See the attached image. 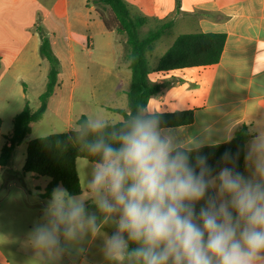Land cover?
Returning a JSON list of instances; mask_svg holds the SVG:
<instances>
[{
    "label": "clouds",
    "instance_id": "1",
    "mask_svg": "<svg viewBox=\"0 0 264 264\" xmlns=\"http://www.w3.org/2000/svg\"><path fill=\"white\" fill-rule=\"evenodd\" d=\"M77 129L80 151L96 158L88 180L96 212L55 187L31 233L37 248L83 251L76 246L111 225L110 264H264V133L246 146L245 175L239 151L213 167L201 153L208 136L186 142L147 106L119 126L96 116Z\"/></svg>",
    "mask_w": 264,
    "mask_h": 264
},
{
    "label": "crops",
    "instance_id": "2",
    "mask_svg": "<svg viewBox=\"0 0 264 264\" xmlns=\"http://www.w3.org/2000/svg\"><path fill=\"white\" fill-rule=\"evenodd\" d=\"M96 1L0 0V86L8 78L6 87L26 99L29 107V99L39 100L45 92L49 63L40 55L37 27L42 25L60 62L59 86L44 116L52 112L65 120L66 132L77 129L82 116L113 115L119 123L123 116L116 110H129V62L123 57L117 33L108 30L102 20ZM170 3L167 7L173 8V1ZM193 9L199 13L189 33L227 36L221 60L213 66L152 74V82L162 85V90L151 98L147 109L157 113L193 111L192 124L168 129L186 142L193 135L208 136L204 147L228 142L244 124L252 135L247 146L264 133V0H198ZM180 19L181 14L176 20ZM96 39L104 49L103 58L94 56ZM114 42L121 50L119 64L111 62ZM75 96L88 106L74 115ZM111 101V105L104 104ZM242 173L250 174L245 158ZM24 239L33 243L29 237ZM11 242L8 238L7 244ZM47 258L34 250L21 254L0 245V264H50ZM57 261L52 258L51 264H59Z\"/></svg>",
    "mask_w": 264,
    "mask_h": 264
},
{
    "label": "trees",
    "instance_id": "3",
    "mask_svg": "<svg viewBox=\"0 0 264 264\" xmlns=\"http://www.w3.org/2000/svg\"><path fill=\"white\" fill-rule=\"evenodd\" d=\"M96 4L110 14V18L107 19L102 12H99L107 29L125 36L128 47L126 60L129 62L131 72V85L127 93L129 110L128 112L116 110L123 116V120L116 123L117 126L124 122L127 114L136 115L138 106H148L151 98L161 92L162 85L152 82V74L213 66L221 60L227 36L221 33L200 32L179 35L157 62L152 63L150 58L155 51L156 43L174 27L175 22L173 20L163 22L141 14L133 15L124 0H97ZM152 23L155 26H152ZM37 30L41 37L40 55L49 63L47 87L40 97L41 106L36 112H32L26 105L15 117L13 133L8 137L7 144L0 154L1 167L10 163L15 148L31 134L32 124L42 120L49 99L59 86L60 62L53 53L49 33L42 25H39ZM158 115L163 128L187 126L194 122V113L191 110L158 113ZM86 119H88L86 116L80 117L77 126ZM2 126L3 120L0 117V136ZM77 130L37 138L28 144L23 171L51 179L47 187L48 197L59 185L74 196L82 194L77 160L86 159L93 164L96 158L80 151ZM251 137L249 128L243 124L234 131L228 142L203 147L201 153L208 155L209 164L216 167L226 150L233 153L239 151L238 170L242 172L245 146ZM192 155L194 157L196 153Z\"/></svg>",
    "mask_w": 264,
    "mask_h": 264
},
{
    "label": "rangeland",
    "instance_id": "4",
    "mask_svg": "<svg viewBox=\"0 0 264 264\" xmlns=\"http://www.w3.org/2000/svg\"><path fill=\"white\" fill-rule=\"evenodd\" d=\"M133 15L141 14L149 18L159 19L163 22L171 21L177 24L165 34L157 43L155 51L150 58L152 63L157 60L171 47L175 38L181 34L189 33L197 24L198 10L193 9V5L198 0H124ZM173 1V8H168L167 4ZM170 3V4H171ZM172 5V4H171ZM98 12H102L105 17L110 18L109 12L103 7L97 5ZM181 14L182 19L176 20ZM185 23V24H183ZM152 26L155 24L152 23ZM118 35L119 41L122 43V53L126 60L128 47L126 37ZM101 41L96 39L95 57L103 58L105 56L104 49L100 45ZM120 51L117 43L114 42L111 62L119 64ZM10 81L8 78L4 80L0 86V117L3 120V126L0 136V154L2 148L8 141V137L13 133L14 119L20 114L28 101L19 96H15V91L9 90L6 83ZM30 109L36 112L41 101L29 99ZM66 104L69 97L66 96ZM74 115L79 113L84 106H88L87 102L78 101L77 96L73 101ZM110 103H104L111 105ZM110 123H117L119 118L115 116H101ZM116 119H115V118ZM31 134L17 146L13 152L12 159L7 166H0V243L2 246H9L19 251L21 254H27V251H37L38 254L48 255V262L52 263V258H58L59 264H110L105 258L103 252L104 238L111 235L115 230L114 226L105 225L100 234L95 237L89 235L82 244L76 248H83V251H72L66 253L62 257L57 256L54 252H48L37 248L34 243H27L24 238H31V233L38 222H42L44 211L47 207L50 197L47 196V187L51 179L44 176H37L32 173H24L23 167L26 161L28 144L30 141L47 137L53 134L64 133L67 130L65 120L58 119L52 112H47L42 120L32 124ZM93 164L86 159H79L77 169L81 179L82 194L76 196L77 199L84 200L90 212H96L93 197L88 187L90 171ZM63 187L62 185H59ZM64 188V187H63ZM12 238V242L7 244V239Z\"/></svg>",
    "mask_w": 264,
    "mask_h": 264
}]
</instances>
